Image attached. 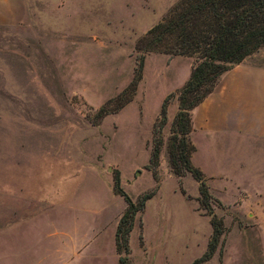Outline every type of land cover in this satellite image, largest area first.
<instances>
[{"label": "rangeland", "instance_id": "rangeland-1", "mask_svg": "<svg viewBox=\"0 0 264 264\" xmlns=\"http://www.w3.org/2000/svg\"><path fill=\"white\" fill-rule=\"evenodd\" d=\"M179 1L0 0V264H118L114 231L127 203L114 175L134 203L156 188L146 169L154 124L189 65L147 55L133 101L98 124L96 115L131 83L139 39ZM244 62L264 69V48ZM172 124L167 116V168L160 155V187L137 219L129 264H191L212 238L198 182L170 168ZM228 132L225 148L200 128L192 141L226 228L204 264H264V130L251 145Z\"/></svg>", "mask_w": 264, "mask_h": 264}, {"label": "trees", "instance_id": "trees-1", "mask_svg": "<svg viewBox=\"0 0 264 264\" xmlns=\"http://www.w3.org/2000/svg\"><path fill=\"white\" fill-rule=\"evenodd\" d=\"M262 48L264 0H180L160 23L139 39L136 45L139 57L131 83L119 96L100 108L96 124L107 116L118 113L133 101L144 77L147 55L154 53L187 57L194 59V64L184 86L165 98L154 124L150 160L146 169L152 173L157 183L156 188L141 195L134 203L121 187L120 173L114 175V191L127 203L116 231V250L120 264H129L132 254L131 234L136 221L160 187L159 166L163 146L161 134L167 124L169 103L175 97L179 101V111L174 118L172 136L168 143L169 165L178 178L190 174L198 182L200 206L211 217L213 229L206 252L191 264H204L215 256L226 228L223 220L213 211V197L204 172L192 162L196 152L191 140L192 114L214 92L224 74ZM182 193L186 195L185 191ZM140 226L142 229L143 223ZM140 243L144 245L142 235Z\"/></svg>", "mask_w": 264, "mask_h": 264}, {"label": "crops", "instance_id": "crops-1", "mask_svg": "<svg viewBox=\"0 0 264 264\" xmlns=\"http://www.w3.org/2000/svg\"><path fill=\"white\" fill-rule=\"evenodd\" d=\"M157 55L161 56L163 62L168 66L178 60L186 62L189 65V73H186L183 79L180 80L181 84H177L168 94L176 92L182 88L190 78L192 71L190 59L180 56L170 57L164 54ZM256 101L259 102L258 107L255 105ZM177 112L178 103L174 102L171 104L168 111L169 120L171 122H173ZM171 113H173V116H171ZM192 118V141L197 129H204L211 134L218 135V142L215 143L214 146L217 149H221L225 148L229 143L230 136L228 131L237 130L241 133H245L246 137H248V141L245 142L251 145L249 139L252 134L256 133V127L264 130V69L253 67L244 62L224 74L214 92L193 111ZM164 153L165 151H163L161 155L160 169L162 173L164 167L167 168V161ZM120 175L122 176L121 172ZM123 213L124 212L117 217V226ZM136 226L137 221L135 227ZM116 231L117 227L114 231V248L118 256V264H120V257L116 250Z\"/></svg>", "mask_w": 264, "mask_h": 264}, {"label": "water", "instance_id": "water-1", "mask_svg": "<svg viewBox=\"0 0 264 264\" xmlns=\"http://www.w3.org/2000/svg\"><path fill=\"white\" fill-rule=\"evenodd\" d=\"M140 174V173H139Z\"/></svg>", "mask_w": 264, "mask_h": 264}]
</instances>
